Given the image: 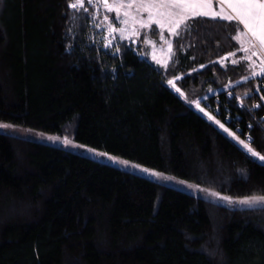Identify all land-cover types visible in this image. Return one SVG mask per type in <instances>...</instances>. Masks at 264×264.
<instances>
[{"label":"trees","instance_id":"trees-1","mask_svg":"<svg viewBox=\"0 0 264 264\" xmlns=\"http://www.w3.org/2000/svg\"><path fill=\"white\" fill-rule=\"evenodd\" d=\"M73 2L0 0V121L70 133L233 198L264 196V163L193 107L206 97L264 154V78L216 63L242 50L241 26L187 20L158 68L141 57L147 34L109 48L95 33L102 11ZM0 264H264V207L222 206L0 133Z\"/></svg>","mask_w":264,"mask_h":264},{"label":"rangeland","instance_id":"rangeland-1","mask_svg":"<svg viewBox=\"0 0 264 264\" xmlns=\"http://www.w3.org/2000/svg\"><path fill=\"white\" fill-rule=\"evenodd\" d=\"M109 3L113 8L112 11H109L108 8L105 7V5L101 2L102 14L99 18V23L97 25V30L95 32L96 35H98L100 38H103L107 46L111 48L112 46L120 43L121 41L130 40V39H134V41L137 43L139 42L138 39L141 37L142 34H147V38L144 39L145 41L142 43L143 51L141 53V57L151 62L154 66L158 68H166L170 62V58L172 54V39L175 35L174 33L169 31L168 26L165 25V27L161 29L158 25L153 23L149 27H141L139 23H133V18L138 17L139 19L147 20V16H148L147 12H144L141 9L139 14H137L136 11L137 6L134 5L131 9L121 7L119 13H117L115 11V8L119 6L118 0H109ZM212 3H213V10L217 12L220 11V5L217 3V0H212ZM125 11H129L128 17L124 16ZM117 16H119V19H117ZM197 17H204V16H197ZM216 19H221V18L217 17ZM124 20H127L128 22L123 23L122 21ZM240 26H241V30L238 34V40L241 42V44H243L242 50L224 56L222 59L217 60L216 63L224 67L229 64L231 65H238L241 63L248 64V70L251 74V77L264 78V73L261 72V69L264 68V65L260 62V60L257 57L258 56L257 48H259V50L263 54H264V48H261L258 42L252 40L251 37L246 34L245 30L243 29V26L242 25ZM113 28L115 29V31H112ZM126 29L129 30L128 33L121 31ZM178 29L179 28H177L176 31H178ZM151 31L154 32L157 31L154 37L153 35H151ZM245 48L248 49L247 52L244 51ZM253 53H255V55ZM233 61H236V63H233ZM253 73H255V75H253ZM171 79L174 80L177 87V79L176 78H171ZM261 86L264 87V84H261ZM171 89L175 90V88L173 87H171ZM179 94L182 95L181 91L179 92ZM209 106L210 103L206 101V97L199 99L198 101H195L193 104V107L197 112H199L206 119H209L211 122L215 123L217 127H219L226 135L236 140L242 148L246 149L244 145L239 142L240 140L239 139L237 140L236 136L233 135L232 131H230L224 124H223L224 127L220 126L222 123L218 119L214 118L213 114L207 110ZM201 109H203V111ZM216 121H219L220 123L218 124L216 123ZM0 124L8 125V127L6 128H0V133L23 138L32 142H38V143H43L54 147L62 148L64 150L76 154H80L88 158L94 159L96 161L114 166L121 170L139 175L141 177L177 189L179 191L200 197L205 200H209L211 202L220 204L222 206H226L234 209H250V208L264 207V205H256L253 207H249L248 205L239 203V201H241L244 198L231 197L232 202L230 203L226 200L220 199L217 196L212 195V193H218V192L207 189L201 185L178 178L176 176L167 174L162 171H158L155 169L142 166L138 163L109 154L105 151L98 150L90 146L81 144L77 142L75 139H73L70 133H66L64 136L63 135L61 136L58 134L47 133L41 130L18 126L9 122L0 121ZM225 129H228V131H225ZM262 162L264 163V161ZM219 195L220 197L227 196L220 193Z\"/></svg>","mask_w":264,"mask_h":264},{"label":"snow or ice","instance_id":"snow-or-ice-1","mask_svg":"<svg viewBox=\"0 0 264 264\" xmlns=\"http://www.w3.org/2000/svg\"><path fill=\"white\" fill-rule=\"evenodd\" d=\"M89 3L92 0H88ZM101 2L112 11L113 8L109 3V0H101ZM119 6L115 8V11L119 13L121 7L131 9L134 5L136 7L137 14L142 9L148 13L147 20L139 19L138 17L133 18V23H139L141 27H149L155 23L161 29L168 26L169 31L178 35L176 29L181 26L186 20L197 17H211L215 19L220 17L226 21H235L238 25H242L246 34L251 37L252 40L258 42L261 48H264V0H217L220 5V11L213 10L212 0H118ZM84 0H75L70 3V8L82 7ZM124 16H129V11L124 12ZM107 19V17H106ZM119 19V16H117ZM127 23V20L122 21ZM112 31H115L113 28ZM123 31V30H121ZM248 51L247 48L244 49ZM255 55V53H253ZM236 63V61H233ZM264 73V68L261 69ZM255 75V73H253ZM167 84L175 88L179 93L180 88L176 87L174 80L169 79ZM264 99V97H262ZM203 111V109H201ZM216 123H220L216 121ZM224 127L223 124L220 125ZM8 125L0 124V128H6ZM228 131V129H225ZM233 135H235L233 133ZM239 139V137H237ZM250 139V138H249ZM67 142V141H66ZM244 147L259 160L264 161V154L255 151L249 144L245 143L244 140L239 141ZM106 155V154H105ZM127 163V162H125ZM159 175V174H157ZM220 199L232 202L231 197H220L219 193H212ZM241 204L253 207L256 205H264V196H251L245 197L241 201Z\"/></svg>","mask_w":264,"mask_h":264},{"label":"built area","instance_id":"built-area-1","mask_svg":"<svg viewBox=\"0 0 264 264\" xmlns=\"http://www.w3.org/2000/svg\"><path fill=\"white\" fill-rule=\"evenodd\" d=\"M82 7H89L90 9L94 10L95 12H101V0H92L91 3L88 0H84V4ZM258 59L264 65V54L257 48ZM263 57V58H262Z\"/></svg>","mask_w":264,"mask_h":264},{"label":"crops","instance_id":"crops-1","mask_svg":"<svg viewBox=\"0 0 264 264\" xmlns=\"http://www.w3.org/2000/svg\"><path fill=\"white\" fill-rule=\"evenodd\" d=\"M123 32H125V33H128L129 32V30L128 29H126V30H123ZM177 32V31H176ZM175 91V90H174Z\"/></svg>","mask_w":264,"mask_h":264}]
</instances>
